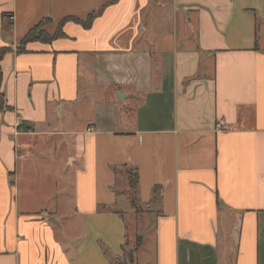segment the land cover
<instances>
[{"label": "crops", "instance_id": "1", "mask_svg": "<svg viewBox=\"0 0 264 264\" xmlns=\"http://www.w3.org/2000/svg\"><path fill=\"white\" fill-rule=\"evenodd\" d=\"M2 49L0 264H122L125 168L151 264H264V0H0Z\"/></svg>", "mask_w": 264, "mask_h": 264}, {"label": "rangeland", "instance_id": "2", "mask_svg": "<svg viewBox=\"0 0 264 264\" xmlns=\"http://www.w3.org/2000/svg\"><path fill=\"white\" fill-rule=\"evenodd\" d=\"M64 154H65V152H64ZM50 155H49V157H50ZM50 169L52 170L53 174L55 172H56V174H58V171H60V164L57 161H53L50 164ZM64 169L65 168H63V171H64ZM132 171H133V168H125L123 174L131 180ZM128 172L131 174H129ZM129 186H130V188L128 191V195H126L127 200L124 201L123 205L120 204V206H118V208L125 209L126 216H127V219L129 221V225H130V231L129 232H130L131 236H130L129 244H128L127 248L125 249L126 252L124 254V257L120 258L119 260L122 264H137V261L142 262L141 258L147 257L146 261H144L143 264H151L152 260H153V259L151 260V258H153V255L151 256V253H152L151 251L153 248L152 245L154 244L155 234H154V232H152L151 228H150V231H148V232L145 230V228L140 227L139 229H137L138 224L140 222V219L138 217L143 215L146 208H145V206H142L138 202V200L136 201V199H135L136 195L134 192L133 185L130 183ZM132 198H133V202L131 203L130 199H132ZM144 221H143V223H144ZM145 223H146V221H145ZM149 223H150V221H149ZM138 232L143 235L144 244L142 245V248L139 249L140 253H138V255H135L136 259L134 262L131 258L130 252L133 250L134 246L138 245V243H139Z\"/></svg>", "mask_w": 264, "mask_h": 264}, {"label": "trees", "instance_id": "3", "mask_svg": "<svg viewBox=\"0 0 264 264\" xmlns=\"http://www.w3.org/2000/svg\"><path fill=\"white\" fill-rule=\"evenodd\" d=\"M98 14L96 12H93L91 14L88 15V17L84 20L79 19L77 17H67L64 20H62L61 25H63L66 21L69 20H73L77 23L82 24L85 27H89L92 24V21L94 20V18L97 16ZM48 20H42L40 23H38L35 27H33L32 29H30L28 31V33L26 34V36L24 37L23 41L21 42L20 47L18 48L19 51L24 50L25 45L30 42V41H38V40H45V41H49L52 40L54 37L60 36L62 35L61 31L59 30V32L56 33L55 36H50L44 29V25ZM5 50L2 49L0 51V61L4 55ZM0 85H1V70H0ZM3 103H4V93L0 91V109L3 108ZM21 129L24 130H29L32 128L31 125L22 122L19 126ZM131 174V173H129ZM130 183L133 185L134 187V192L136 195V188H137V184H138V174H137V170H133L132 171V176H131V180ZM136 197V196H135ZM137 201V198H135ZM131 203L133 202V198L130 199ZM107 208V207H104ZM139 242L141 241V239L139 238L138 240Z\"/></svg>", "mask_w": 264, "mask_h": 264}, {"label": "water", "instance_id": "4", "mask_svg": "<svg viewBox=\"0 0 264 264\" xmlns=\"http://www.w3.org/2000/svg\"><path fill=\"white\" fill-rule=\"evenodd\" d=\"M119 96H120L121 100H124V95L121 92H119ZM51 221L56 222V220H54V218H51Z\"/></svg>", "mask_w": 264, "mask_h": 264}, {"label": "built area", "instance_id": "5", "mask_svg": "<svg viewBox=\"0 0 264 264\" xmlns=\"http://www.w3.org/2000/svg\"><path fill=\"white\" fill-rule=\"evenodd\" d=\"M10 19H11V20L13 19V16H12V15H10ZM219 125H220V126H221V125H225L224 120H220V121H219Z\"/></svg>", "mask_w": 264, "mask_h": 264}]
</instances>
